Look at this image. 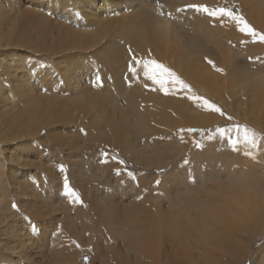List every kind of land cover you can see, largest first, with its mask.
<instances>
[{
	"label": "rangeland",
	"instance_id": "1",
	"mask_svg": "<svg viewBox=\"0 0 264 264\" xmlns=\"http://www.w3.org/2000/svg\"><path fill=\"white\" fill-rule=\"evenodd\" d=\"M5 1H9L10 5L3 4L4 7L2 6V9H0V38L4 41H10L11 43H18V47L15 49H18V51L24 56L23 58L25 62H23V66L26 65L32 68L34 66L31 65L33 64L32 60H35V56L39 58L40 61L35 64V71H37L39 68L38 72L42 75H35L29 80L28 92L31 94V99L25 100L19 97V94L13 90V85L10 84V81H7L6 83V80L2 79V82L0 78V136H2V138H0V214L2 216L5 214L4 217L8 219L5 220V222H13L14 224L17 223L16 227L19 228L18 234L22 239L28 240V242L25 243L26 246L24 250L29 253L31 258H37V253L41 248L44 247V249H47L46 251H48L46 253L47 255L52 254V257L50 256L51 263L58 261L59 259L62 260L63 257L66 258V256H59V254L57 256L56 252H61L63 249L65 250L67 248H71L73 249L74 255L75 253L76 255L81 253L79 264H148L141 255L137 253L135 254V251L145 246L148 239V242L156 240L157 236L154 235L158 234V231H160L157 226L159 224L158 220L161 214L165 213V209H167L169 202V197L162 188L170 186L169 184L172 182L171 178H179L180 180L182 176L190 174L194 168H197L199 166L198 164H200L199 162H201L200 159H202L204 156L205 150H208L209 152V150L212 149L210 144L213 139L219 140V143L215 145L217 150L222 148L224 145V139L226 138L230 127V113L227 112V110L219 101V98L222 96L221 93H223L222 85L220 84V65L218 63H214L210 57L207 56L208 54L205 53L200 54L199 58H193L195 60L192 59L195 64H198L202 67V71L207 72L211 77H213V79H216V81H213L210 84L209 88L212 93L209 94L211 98L208 99L218 104L225 115L221 116L218 113L205 111L204 109H201L199 105L195 106L194 104L189 110L199 113V117H197L195 120H191L190 122L199 123V121H201L202 123L199 124H204L205 129L203 128L198 130L196 129L197 127H194L195 129H182V131L179 128H174L175 126L172 125L176 121V116L173 111L181 113L183 112V108H185L186 105L181 104L182 101L176 97L177 95H174V92L165 95L163 92L167 91V89H161V91H159L158 87H155V85H153L151 82L149 84L152 86L148 84L143 86L145 83V79L143 78L144 74L141 72L140 76H137L136 69L131 70V67L127 69L125 74L129 77L131 75V78H125L129 85H139V88L145 87L141 93L145 94V97H147L149 94L158 95L155 96L159 98L155 104L157 106L158 103H161L157 106L159 108H155L156 106H154L155 104L153 101H148L147 104L144 102H136L138 107L141 105L139 107L140 114L144 115L140 116L141 120L142 118L146 119L144 120L145 122L147 121L145 124H149L151 129L154 128V124H156L155 128L159 127L158 123L161 124L163 120L164 123H167V125L163 126L165 131H168H164L163 134L160 135L161 137H159L158 133H155L154 139H157V143L147 149V151H149L148 156L152 159L150 163H152L153 166L155 164V166L159 168H145L141 162L134 163L132 159H129L121 151V146L122 148L127 147L128 144L131 143L128 140L132 139L133 141L137 139L142 132H139V127H137V130H135L136 128L134 130L129 128V126L134 124V118L131 112H129V105L126 101H123V98L116 97L117 103H115L116 101H113L111 105L109 102L112 99V95L116 96L114 95L115 91H110L109 93V90L102 89L103 86L97 88L98 84L102 83V80L99 81V78H97L98 82H96L94 78L97 77L98 74H105L104 77L106 78L107 74L103 69L99 71L98 68L101 67L97 65L96 58L93 57L95 55H76L70 57L67 56V58L64 54L61 55L58 53L57 55H49L48 53L45 54L42 51L39 52L38 55H31V51H34L31 49L29 50V46L31 45L27 44V39L29 37L40 35L39 40L41 43L42 36H48L47 39L42 42V44H46V46H53L56 40L58 41L59 39H62L59 37L60 35L55 24L61 22L67 25L66 27L75 29V24L73 22L74 20L72 19L74 17L72 16L71 18V16H68L67 14H64L63 16H59V13L53 14L54 8L49 9L47 8L48 6H46L48 0ZM109 1L111 2L112 0ZM142 1L145 3L147 2V5L156 2V4H153L152 6L156 5L160 6L161 8L166 7V4L171 3L172 7H179V13H181V15L183 14L182 16H184V13L187 12L188 16L186 17H188L196 27L200 24L205 26L207 23L206 27L209 26L208 28L212 29L211 31L213 36L215 35L213 43L219 49V54L217 55H227L229 51L228 55H237L239 58L242 55L241 58L245 57L246 61L252 59L249 55H264V43L259 42L258 38H252L244 33H241L238 28L235 27L233 21L227 18L219 19L218 17H209L206 13L197 12L194 9L190 10L191 8H189L190 5L207 6L210 9L218 7L230 8L233 9L235 13L242 16L244 15V18L257 32L264 33L262 32L264 30V0H261L262 3L260 0H209L210 5H208L209 3L204 4V2H200L202 0H196L197 2L195 3H191L192 0H190L188 3H185L187 0H174V2L173 0H149V2L148 0ZM20 2H31V5H26L28 11L37 13L38 15L34 13L37 15V17L42 15L40 18L45 20V17L49 23H45V21H41L39 18L36 19L33 17L31 23L33 26L31 29L30 27L25 28L27 19H23V17H25L26 14L21 8H14L16 5H19ZM181 3L183 5L186 4L183 6L187 8L186 10L185 8H182ZM244 3H249L246 8L242 6ZM98 4L99 3L97 2L96 5ZM257 4H259V11H256ZM43 22L45 23L44 25H42ZM12 32L13 35L11 36ZM178 32V34L181 36H188L186 30L179 29ZM50 34L54 36L51 37V39L49 37ZM21 39L25 43H23ZM59 42L63 44L62 41ZM116 43L119 44L117 40ZM153 45V43L151 44L149 42L148 49L151 51H164L166 49V46L161 43L159 44V48L157 46V48H155ZM2 49L5 48L3 47ZM15 49L10 48V50ZM101 57L104 59V55ZM48 58L53 59V61L56 62V66H49L48 63H50V59ZM164 60L165 59L162 58V61ZM201 61H203V65ZM205 61L211 62V65L209 64L210 68ZM66 67H68V69ZM42 81H45L47 84L42 83ZM186 83L190 85V91L195 90V93L197 90L200 91L201 94L205 95L204 88L191 86L190 83ZM147 90L149 93H146ZM160 97L167 102L169 101L171 104L167 103V107H164V103L166 102L162 101ZM38 99H43L42 108L41 100ZM94 99L98 101H95ZM48 100L50 102H57L54 105L58 110L56 111L54 108H52L47 111L46 116H44L42 119L37 118L35 120L37 121V127H35L36 122H24L25 120H21L18 117H32V114L30 113L31 106H33V104H39V108L44 109V106L47 105L46 103ZM102 101H104V103H102ZM99 104L101 109H99ZM160 106L164 110H162ZM75 109L77 113H75ZM143 109L145 110L141 111ZM159 109L161 110L159 111ZM64 110L66 112H64ZM148 112H150V115ZM159 112L160 118L163 114L162 116H165L167 120L163 118L162 121H158L160 119L158 118ZM163 112H167V115ZM152 113H155L154 116L151 115ZM109 114L110 120H107L104 115L108 116ZM113 115L116 117H111ZM119 115L121 117H119ZM128 115L131 117V120ZM118 117L119 119L117 120ZM124 117H126L128 121H120L124 119ZM168 117H170L169 121ZM186 117L188 118L189 116ZM17 119L21 122H18ZM55 119L57 120L56 124H53ZM91 120L98 121L97 123L100 128L98 133V129L95 132V127H93L94 125H90L89 122ZM170 120L171 124L169 123ZM12 121H15V123L17 121V123L14 124ZM32 123L35 125L33 124V126ZM22 126H28L26 127L27 129L23 127L26 135L27 133L29 134L27 136L28 138H19L13 136L12 132L21 129ZM126 130H131V132ZM114 131H116V134H114ZM31 132H37L36 134L38 135L33 137ZM52 132L55 134H61L64 143H69L68 145H75L78 148L71 151L66 150L65 153L55 151L53 148L50 149L47 144H50V140H55L52 134H50ZM127 134L128 137L126 136ZM49 135L51 136L49 137ZM99 137L101 139L103 138L101 142H99L100 140L98 141ZM120 137H123V140H121ZM118 138L120 140H117ZM140 141L143 142L144 140L141 138ZM209 141L211 142L209 145H207ZM102 142L104 143L102 144ZM113 143H115V145ZM237 143H235V146L238 148ZM26 149L30 150L31 152ZM154 153L156 155H154ZM192 153H199L200 156L197 155L198 159L195 158L194 160L190 161L189 159L191 158L190 156H192ZM216 158H219L221 161L220 158H224V156L219 154L216 155ZM105 159L108 161L107 163L103 162ZM160 162L162 164H160ZM205 164L207 165L206 161ZM78 168H81L84 172L81 170L83 173H78ZM217 168H221V166H218ZM82 174H84V176H82ZM90 175L92 177L96 176L95 179ZM101 175L105 180H101ZM64 177H67V182L71 184V189L75 190L72 193L73 196H76L74 201L70 198H66L63 194L66 187ZM90 178L93 180L92 182ZM76 179L80 180L81 184L83 185L79 187V192L73 186L74 183L72 184L74 181L77 182ZM80 181H78L79 183L77 182V185L80 184ZM156 182L159 183L157 184ZM76 194H78V196ZM81 201L83 202L82 206ZM222 201L223 200H221V202ZM129 208L143 209L144 214H146L148 217L147 219L154 220V224L147 225V231L141 232L139 231L140 229H135V232L130 230L121 231L125 235L129 236L131 233L139 234V239L141 240L140 243H135L131 238H123L121 235H114L111 234V232L105 230L104 225L106 224L108 217H123L124 210ZM222 209L223 207L220 204V208L217 210V213L221 214ZM224 214L226 215L227 213L223 211L222 216H225ZM143 215L130 213L129 218H136L135 220H138L141 222L140 224H142L143 217H145ZM226 219L234 220L235 215L229 212ZM226 222L224 221V224L218 225L215 222L210 221V223L206 224L205 229L208 239L207 241H204L205 243H199V241L196 240L198 237L192 234L193 242H189L191 247L186 244L190 248L192 259L190 258L187 261H183L181 257H178V260L174 258L173 261L176 262L175 264H256L258 263L257 260L263 262L264 235L262 236L261 240L250 243L245 251V254L241 258H239L240 256L238 253H233L231 255L227 254L225 250V244L219 246L217 243H215L216 238L218 242L221 238L219 231H221V229L226 230ZM98 224H100V227ZM155 225L157 227H155ZM24 234H27V236ZM244 238L248 244L250 241V236L246 235ZM241 243L243 244V242ZM199 246H201L200 249H197ZM55 248H57L59 251ZM95 251L98 252V256L96 257ZM171 251L172 249H168V255ZM208 252L215 253L214 255H217L221 261L219 262L215 256L210 257V255L207 254ZM166 264L170 263L166 261Z\"/></svg>",
	"mask_w": 264,
	"mask_h": 264
},
{
	"label": "bare ground",
	"instance_id": "2",
	"mask_svg": "<svg viewBox=\"0 0 264 264\" xmlns=\"http://www.w3.org/2000/svg\"><path fill=\"white\" fill-rule=\"evenodd\" d=\"M197 1L192 0L191 3H195ZM7 2H9V1L0 0V9H2V6L4 7L3 4H9L10 5V2L9 3H7ZM97 2L99 3L98 5H96ZM148 2H149V0H148ZM173 2H174V0H173ZM188 2H190V0L189 1L187 0L185 3H188ZM200 2H204V4H207V3H209V0H204V1L202 0ZM260 2H261V0H260ZM182 3H184V2H182ZM211 3H212V1H211ZM31 4H32L31 2H20L19 5H16L14 7V8L17 7L16 9L21 8L22 11H24V13L26 14L25 17H23V19L24 18L27 19L26 26L24 24L25 28L30 27V29H31V27L33 26V24L31 25L33 17H35L36 19L39 18V20L45 21V23H49L44 16L43 17L45 20H43V18H40L42 15H39V17H37V15H38L37 13L34 12L35 14H37V15H35L33 13V11L32 12L28 11V8L26 7V5H31ZM153 4H156V2L152 3L150 5H147V2L145 3L142 0H112L111 2L109 0H50V1L48 0L46 6H48L47 8H49V9L54 8L53 14L59 13V16H61V15L63 16L64 14H67L68 16H71V18H72V16L74 17L72 19L74 20L73 22L76 25V26L74 25L75 29H71L70 27H66L67 25H65L61 22H58V24H55V26L58 29V33L60 35L59 37L62 39H59L58 41L56 40L55 43L53 44V46L52 45L46 46V44L44 45V44H42V42L45 41V39H47L48 36H42V42L41 43L39 40L40 35H37L34 37H29L27 39V44H31L29 46V50L31 49L34 51V52L31 51V53H32L31 55H33V54L38 55V53L41 51L44 52L45 54L48 53L49 55H57L58 53L61 55L64 54L66 57L67 56L68 57L76 56V55H90V56L91 55L92 56L97 55L96 57L95 56H93V57L96 58L97 65L101 67L98 69H99V71H101V69H103L104 72L107 74V76L105 78L104 77L105 74H103V75L98 74L97 77L94 76L95 77L94 79L96 80V82H98L97 78H99V81L102 80V83H101L103 86L102 89L109 90V93H110V91L111 92L115 91L114 95H116V96H113L111 93L112 99L109 102V104L112 105V102L116 101V99H117L116 97H118V98L121 97L124 99L123 101L127 102V104L130 107L129 112H131V114L134 118V124H132L133 126L132 125L129 126V128H131L132 130H134L136 128L135 130H137L138 129L137 127H139L140 128L139 132H142L141 135L138 136L137 139H135L133 141H132V139H129L128 141L131 143H129L127 147L122 148V146H121V151L129 159H132V161L134 163H140L141 162V164H143L144 165L143 167H145V168L146 167L147 168L148 167H155V168L157 167V166H155V164L153 166V164L150 163L152 161V159H151V157L148 156L149 151H147V149L157 143V139H154V134L158 133L159 137H161L160 135H162L163 132L165 131L163 125H167V123H164V120L162 121V119L165 118V116L164 117L162 116L163 114L161 115V118H160V112H159V114L157 113L158 118H160L158 121H162L161 124L157 122L158 126L160 128L159 127L155 128L156 124H154L155 125L154 128L151 129L149 124H145L147 121L145 122L144 120H146V119L142 118V120H141L140 116H144V115L140 114L139 107L141 105L138 107V104H136V102H140V103L144 102L147 104L148 101H150V102L153 101V103L155 104L159 98L155 97L158 95H150V94L147 97H145L144 96L145 94L141 93V91L144 90L145 87L139 88V85H134V86L129 85L128 81L125 78L126 77L131 78V75L129 77L125 74V72L127 71V69L129 67H131V70L139 68V62L137 60L138 58H142L144 60H147L149 57H151L153 60H158L159 62H162L164 65L169 67L172 71H174L176 74H178L180 78H182L184 81L190 83L191 86H196V87L198 86L199 88H204L205 95L201 94L200 91L196 90L197 93L195 92V94H197L199 96L190 95L191 91L187 92V91H182L179 89L172 91V93L174 92V95H177L176 97L182 101L181 104L186 105V107L183 108V112H181V113L180 112L177 113V112L173 111L175 116H176V119H175L176 121L172 125L175 126L174 128L181 129V131H182V129H190V128L192 129L194 127H197L196 129H198V130L203 129V128L205 129L204 124H199V123H202L201 121H199V123L190 122L191 120H195L197 117H199L198 116L199 113H195V112H193V110H189V109L194 104H195V106L198 105L195 101L200 100L199 97H205L206 96V98H211L209 96V94L212 92H211L209 87L213 81H216V79H213V77H211L207 72L202 71V67L199 66L198 64H195V62L192 61L193 58H199L200 54H204V53L208 54L207 56L210 57V59L214 63H218L221 67V77H220L221 83L220 84L222 85V92L223 93H221L222 96L219 98V101L221 102L223 107L227 110V112L230 113L229 117H231V119H232V120L229 119L230 127H229V130L227 132V136L224 139L225 140L224 145L222 146V148L217 150L215 145H217L219 143V140L213 139L212 142L209 141L207 143V145H209L211 142L210 145H211L212 149L209 148V149H211V150H209V152H208V150H205L204 156L202 159H200L201 160V162H199L200 164H198L199 166L197 168H194V170L192 172H190V174L182 176L180 180H179V178L178 179L177 178H171L172 182L170 181L171 182L169 184L170 186L165 187V188L163 187L162 189L165 191L166 195L170 198L178 190H181L185 186H188V185L195 186L199 181L203 180L204 178H206L208 176L226 177L229 175H238L240 173L247 172L249 169H253V168H264V102H261V101L255 99L251 92H244L239 87L241 82L245 79V77L248 75V73L250 71H252V72L264 71V55H249L252 59L247 60V61L245 60V57L241 58L242 55L240 56V58L237 55H228L229 51H228L227 55L226 54L217 55V54H219V49L213 43L215 35L213 36L212 31H211L212 29L208 28L209 26L206 27L207 23L205 26L200 24V25H197V27H196L193 24V22H191L189 20V18L186 17V16H188L187 12L184 13V16H182L183 14L181 15V13H179L180 9L178 6L172 7V5L170 3V4H166L167 5L166 7L161 8L160 6H156V5L152 6ZM213 4L215 5L214 2H213ZM213 4H211V5H213ZM248 4L244 3V4H242V6L244 8H246L248 6ZM185 5L186 4H184V5L182 4L181 5L182 8H185V7H183ZM208 5H210V3ZM186 9L187 8H185V10ZM259 9H260L259 4H257L256 11H259ZM188 10H189V8H188ZM190 10H193V9H190ZM55 11H56V13H55ZM56 20H57V18H56ZM45 23L43 22L42 25H44ZM59 23H61V24H59ZM198 24H199V20H198ZM137 25H138V27H137ZM160 29H164L167 31V33L169 35V41L167 43H161V44L166 46V49L165 50L163 49L164 51H160V50L159 51H157V50L153 51L152 50L153 51L152 52L150 49H148V43L149 42L151 44L153 43L154 44L153 47L159 48L160 42H158L157 38L160 34ZM179 29L186 30L188 36L184 37V36L179 35L178 34ZM262 32H264V30ZM217 34H219V33H217ZM12 35H13V32L11 33V36ZM50 35H49L50 39H51V37H54V36H52V34H50ZM116 40L119 42L120 45L116 43ZM21 41L23 43H25L22 39H21ZM59 41H62L63 44L60 43ZM222 44H224V43H222ZM3 47L5 49H2ZM17 47H18V43H11L10 41H4L3 39L0 38V55H1L0 56L1 57V59H0V76L1 77L0 78H1L2 82H3V80H6V83H7V81H10V84L13 85V90H15L19 94V97H21L24 100L25 99H31L30 98L31 94H29L30 92H28L29 91L28 82L35 75H42V74H39V72H38L39 68L37 71H35V64L40 60H39V58H37L35 56V60H32L33 64H31V65H34L32 68H30L29 66H26V65L23 66V62H25L24 58H23L24 56L22 53H20L18 51V49H15ZM10 48L11 49L13 48L15 50H10ZM226 49H228V48H226ZM98 55H101V56L104 55V59ZM244 56H246V55H244ZM162 58L165 60L162 61ZM48 59H50V58H48ZM193 60H195V59H193ZM68 61H69V59H68ZM134 61H136L135 67H133ZM70 62H69V64H70ZM201 62L203 65V61H201ZM205 62H207V65L210 64L209 61H205ZM55 63L56 62H54L53 59H50V63H48V64H49V66H51V65L56 66ZM210 65H209V68H210ZM66 68L68 69V67H66ZM2 77H4V78H2ZM70 80H71V78H70ZM144 82L145 83L143 84V86L145 84L152 86L151 84H149L150 81L146 82L144 80ZM42 83H46V82L42 81ZM155 87H158V86L155 85ZM155 87L153 86L154 89H155ZM97 88H100V83L98 84ZM193 89H194V87H193ZM194 91H192V92L194 93ZM146 93H149L148 90ZM188 96H189V99L186 98ZM38 100H41V108H42L43 107L42 106L43 99H38ZM94 100L98 101L96 99H94ZM99 100H100V98H99ZM44 101H46V100H44ZM162 101L166 102V103H164L165 105L163 104L164 107H167V103H170L169 101L167 102L166 100H163V99H162ZM52 102H54V103H52ZM55 103H57V102H55V101L50 102L48 100L46 103L47 105L44 106L45 107L44 109L39 108V104H33V106H31V109H30V111H31L30 113L32 114V117H30V116L27 118L22 117V116H18V117L21 120H25L24 122H36L35 123L36 125L34 123H32V125L34 124L35 127H37V121H35L37 118L42 119L44 116H46L47 111H49L52 108H54L56 111L58 110L57 107L54 105ZM102 103H104V101H102ZM115 103H117V101ZM204 103H206V101ZM159 104H161V103H158L157 106ZM99 106H100V104H99ZM154 106H156V104ZM157 106L155 108H159ZM170 106H172V105H170ZM99 109H101V106ZM144 110L145 109H143L141 111H144ZM160 110L161 109H159V111ZM162 110H164V109L162 108ZM120 111H122V110H120ZM148 111H150V110H148ZM64 112H66V111L64 110ZM75 113H77L76 109H75ZM105 113H106V111H105ZM149 113L150 112H148V114ZM163 113H165V112H163ZM185 113H188V114H185ZM54 114H55V112H54ZM154 114L152 113L151 115L154 116ZM57 115H58V113H57ZM104 116L107 120H110V114L108 116H106V115H104ZM186 116H189V117L187 118ZM111 117H114V115ZM119 117H121V116L119 115ZM119 117L117 118V120L119 119ZM128 117H130V116L128 115ZM170 117H168V121H169ZM149 119H150V116H149ZM156 119H157V117H156ZM123 120H127L126 117H124V119H122L120 121H123ZM130 120H131V117H130ZM165 120H167V119L165 118ZM171 120L169 122L170 124H171ZM17 121L21 122L18 119H17ZM17 121H16V123H17ZM56 121L57 120L55 119L53 124H56ZM10 122H11V120H10ZM12 122H14V124H16L15 121H12ZM97 122L98 121H96V120H91L89 123L92 126L94 125L93 127H95V132L98 129V131H97V133H98L100 128H99ZM41 123H42V121H41ZM194 124H196V125H194ZM29 125H30V123H29ZM245 125L248 126L250 132L255 131V133H256L255 139H256L257 147H255V148H253L251 144H245V142L243 140V128ZM10 127H11V125H10ZM23 127L24 126H22L21 129H18L17 131H13L12 132L13 136L19 137V138H24V137L28 138L27 136L29 134L27 133V135H26L25 131L23 130ZM26 127H28V126H26ZM26 127H24V128L27 129ZM47 127H48V125H47ZM38 128H39V126H38ZM237 128H239L240 130L237 131ZM169 129H170V127H169ZM33 130H31V131H33ZM118 130H120V129H118ZM126 131H129V130H126ZM166 131H168V130H166ZM129 132H131V130ZM36 133L37 132H35V133L31 132V134H33V137L38 135ZM102 133H104V132H102ZM102 133H100V134H102ZM50 134H52V136L55 139L53 141L50 140L49 141L50 144H47L50 149L53 148V150H55V151L65 153L66 150L71 151V150H75L78 148L75 145H68L69 143L68 144L64 143V141L62 140L61 134H59V133L55 134L53 132ZM114 134H116V131H114ZM50 136L51 135H49V137ZM126 136L128 137V134ZM0 138H2V136H0ZM141 138L144 140L143 142L140 141ZM113 139H115V138H113ZM120 139L123 140V137H120ZM120 139L118 138L117 140H120ZM102 140H103V138L101 139L99 137L98 141L101 142ZM236 141H238V143H237L238 148L235 146ZM103 143L104 142H102V144ZM113 144L115 145V143H113ZM232 145L236 149L233 148ZM26 150H28V149H26ZM28 151H30V150H28ZM174 152H175V150H174ZM219 154L224 156V158H220L221 161L219 160V158H216V155H219ZM154 155H156V154L154 153ZM187 155H189V154H187ZM197 155L200 156L199 153H196V154L192 153V156H190L191 158L189 160L191 161V160H194L195 158L198 159ZM184 156H186V155H184ZM252 157H254V158H252ZM154 161H156V160H154ZM154 161H153V163H154ZM205 161H206L207 165L205 164ZM160 164H162V163L160 162ZM218 166L219 167L221 166V168H217ZM157 168H159V167H157ZM71 169H73V168H71ZM78 169L80 170V171L78 170V173L79 172L81 173L83 171L81 168H78ZM82 176H84V174H82ZM82 176H80V177H82ZM193 176L195 178V183H192L191 179H190V177H193ZM95 177H94V179H95ZM100 177H101V180L104 179L102 175ZM90 180H91V178H90ZM78 181H80V180H77V182ZM92 181L93 180H91V182ZM77 182L74 181V182H72V184L74 183L73 186L79 192L80 191L79 187L82 184L80 181V184H78L79 185L78 186ZM106 182H108V181H106ZM81 190H83V189H81ZM233 195H235V194H233ZM86 197H89V196H86ZM220 204L223 207L221 214L217 213V211H216L214 213V215L208 219L206 224L210 223V221H213L219 225V224H224L223 222L227 221L226 225H225L226 230L221 229V231H219L221 234L220 235L221 238H220L219 242L217 241V238H216L215 243H217L219 246L225 244V246H226L225 250H226L227 254L231 255L233 253H238L240 256L239 258H241L245 254V251L248 248V245L250 243L261 240L262 236L264 235V231L260 230L257 225H255L251 222L250 218H248L246 216V214L243 212V210L239 204H234L230 199H225L222 202L220 201ZM223 211L225 213H227L226 215L224 214L225 216H222ZM1 212H3V211H1ZM157 212H158V210H157ZM229 212L231 214L235 215L234 220H227L226 219ZM4 215L2 216L0 214V264H21V263H24V264H79L80 263L81 253H79L80 256L76 255V253L74 255L73 249H71V248H69V249L67 248L65 250L63 249V250H61V252H56L57 256L59 254V256H66V258L63 257L62 260L59 259L58 261H54L51 263H50V256L52 254L47 255L46 253L48 251H46L47 249H44V247L41 248L39 250V252L37 253V258H31L29 256V253L24 250L25 246H26L25 243H27L28 240L22 239L20 237V235L18 234L19 228L16 227L17 223L14 224L13 222L12 223L5 222V220H8V219L6 217H4ZM143 216H145V217H143L142 224H140L141 222H139L138 220H135L136 218L132 219V218L128 217L129 223L131 225L130 229L129 228H121L120 231L130 230V231L135 232L136 230H139V229H140L139 231H141V232L147 231L146 230L147 225L154 224V220L147 219L148 217L146 216V214H144ZM100 217H102V216H100ZM113 217L118 219V220H121V221H122L123 217L111 216V217L107 218V222L104 225L105 230L108 232H111V234L115 235L116 233H115V231H113V227L110 223V220ZM158 223L159 224L157 226L160 229V231H158L159 233L156 231L158 234L155 233L156 235H154V236H157L156 240H152V241H150L152 243H150V242H148V240H149L148 239L145 246H143L139 250H136L135 254L137 253V254L141 255L143 257V259H145V261H147L148 264H166V261L170 264H175L176 262L173 261V259L175 258L178 260V257H181L183 261H187L190 258L192 259L191 251L189 248V246H190L189 242H191L193 240L192 234L188 233L179 239L174 237L169 230L168 222L164 218V213L161 214V216L158 220ZM98 226L100 227V224H98ZM157 226L155 225V227H157ZM222 226H224V225H222ZM95 227H96V224H95ZM161 227H162V230H161ZM93 229H95V228H93ZM154 232H155V230H154ZM151 234H153V233H151ZM246 235L250 236V238H249L250 241L248 244L246 243V239L244 238V236H246ZM25 236H27V234ZM196 237H198V239H196V240H198L199 243L207 241V239H208V235L206 234V231L203 235L196 236ZM194 239H195V237H194ZM212 239L215 240L214 238H212ZM253 239H254V241H253ZM96 241H98V240H96ZM241 242H243V244ZM186 244H188L189 246H187ZM64 245L66 246L65 243H64ZM56 247H57V245H56ZM200 247L201 246L197 247V249H200ZM55 249H57V248H55ZM168 249H172V251L169 253V255H168ZM53 252H54V250H53ZM95 254H96L95 257L98 256L97 255L98 252L95 251ZM207 254L210 255V257H212V256L217 257V255H214L215 253H213V252L212 253L208 252ZM15 258H17V259H15ZM98 260H100V259H98ZM164 260H166V261H164ZM217 260L219 262L221 261V259L218 257H217ZM257 262L258 263H256V264H264V261L261 262V261L257 260Z\"/></svg>",
	"mask_w": 264,
	"mask_h": 264
},
{
	"label": "clouds",
	"instance_id": "3",
	"mask_svg": "<svg viewBox=\"0 0 264 264\" xmlns=\"http://www.w3.org/2000/svg\"><path fill=\"white\" fill-rule=\"evenodd\" d=\"M157 39L160 43H167L169 41L167 31L160 29ZM239 87L244 92H251L255 99L264 102V71H250ZM225 199L239 204L251 222L264 231V168H253L238 175L208 176L195 186L188 185L174 193L169 198L164 213L171 234L177 239L188 233L203 235L206 231V222L220 208V201ZM130 213L143 215L144 210L125 209L122 221L113 217L110 223L117 235L140 243L139 234L131 233L129 236L120 231L121 228L130 229L128 220Z\"/></svg>",
	"mask_w": 264,
	"mask_h": 264
},
{
	"label": "snow or ice",
	"instance_id": "4",
	"mask_svg": "<svg viewBox=\"0 0 264 264\" xmlns=\"http://www.w3.org/2000/svg\"><path fill=\"white\" fill-rule=\"evenodd\" d=\"M189 8L194 9L197 12L206 13L209 17H213V18L218 17L219 19L227 18L233 21L235 27L238 28V30L241 33H244L252 38H258L259 42L264 43V33L257 32L248 23V21L244 18V16L235 13L233 9L226 7H218V8L210 9L207 6H200V5H190ZM137 60L139 62V68L136 69V74L140 75V73L142 72L144 74L143 78L145 79V81L146 82L150 81L153 85L158 86L159 91H161V89H167V91L163 92L165 95L171 93L173 90L176 89L190 92L191 90L190 85H188L182 78L178 76V74H176L169 67L164 65L162 62H159L158 60H153L151 57H149L147 60H144L142 58H138ZM135 65H136V61L133 62V67H135ZM100 86H102L101 83ZM190 95L199 96L193 93L192 91L190 92ZM186 98L189 99V96ZM205 101L206 103H204ZM195 102L200 106V108L204 109L205 111L218 113L221 116L225 115L223 110L215 102L210 101L208 98L201 97L200 100H197ZM229 119H231V117H229ZM239 130L240 129L237 128V131ZM255 136H256L255 131L250 132L248 126L245 125L243 128V140L245 144H251L253 148L257 147ZM232 147L235 148L233 145ZM103 162L107 163L108 161L105 159ZM190 179L192 183H195L194 176L190 177ZM64 181L66 187L63 194L65 195L66 198H70L74 201L76 199V196H73L72 193L75 190L71 189V184L67 182V177H64ZM156 183L158 184L159 182ZM76 195L78 196V194ZM82 205L83 202L81 201V206Z\"/></svg>",
	"mask_w": 264,
	"mask_h": 264
}]
</instances>
